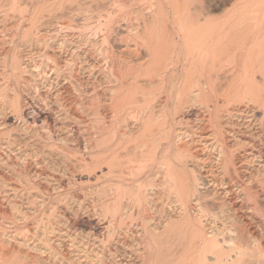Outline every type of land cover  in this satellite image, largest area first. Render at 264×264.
<instances>
[{"label": "bare ground", "instance_id": "6f19581e", "mask_svg": "<svg viewBox=\"0 0 264 264\" xmlns=\"http://www.w3.org/2000/svg\"><path fill=\"white\" fill-rule=\"evenodd\" d=\"M56 1L6 0L0 14L30 23ZM126 3L137 2L118 0L95 21L88 4L72 6L65 18L82 23H66L71 36L34 24L0 36L1 124L15 115L25 140L0 142L13 154L0 155V264H124L122 249L135 264H264V0L196 22L171 0L125 13ZM122 12L148 53L135 73L105 57ZM27 45L41 46L40 62L18 55ZM96 51L111 64L96 76L74 68ZM20 89L53 118L27 112ZM77 172H87L82 197ZM92 216L103 231L79 233Z\"/></svg>", "mask_w": 264, "mask_h": 264}, {"label": "rangeland", "instance_id": "374dc122", "mask_svg": "<svg viewBox=\"0 0 264 264\" xmlns=\"http://www.w3.org/2000/svg\"><path fill=\"white\" fill-rule=\"evenodd\" d=\"M46 1H48V2L50 1V3H52L51 1L54 2V0H46ZM57 1H60V0H57ZM75 1H76V3H74ZM113 1L114 0H102V1L101 0H96V1L95 0L94 1H92V0H86V1L85 0H80V2H79L78 0H74L72 2V0H61L60 1L61 4H60V7L58 8V10L57 9H55V10L53 9L52 10L53 14H52V12L51 13H46L47 16L44 15L45 17L41 18L40 20H36L35 19V20L31 21L30 23H29V21L27 22L24 19H21L20 18L21 15L19 13H17V12H13V13L10 12V13H7L6 15L1 13L0 14V32L1 31H3V32L0 33V36L2 37L5 33L6 34H10L12 31H14V29H16V27H19V28L25 27L26 28V27L29 26V24H34L35 27L40 26L38 28L42 29V30L43 29H51V30H54V32L56 31L55 33L57 34V38H55V39H58L59 37H61V35L68 34V33L71 36V33H75V32H74L73 29L67 28L66 25L68 24V25L74 26V25H79L80 23H82L80 15H73L72 16V20L68 19V18H65V17H68L69 15H72L71 14V12H73V7L72 6H74V9H75L81 3L88 4L87 6H90V9H91L90 11L93 12L92 15L94 16L97 13H100V12L102 13L103 9H105V13L107 11H111L112 8L118 4V0H115V2H113ZM142 1H144V0H141V1L140 0H136L137 3H135L133 5H130L129 3H128L129 5H128L126 3L125 7H123L124 12L125 13L130 12L131 11L130 9H132L131 12H136V11L138 12V10H139L138 8H139L140 3ZM177 1L178 0H171V2L173 4L172 6L175 8V10L181 12V11H183L184 7H186L185 5H187L185 10L186 11L189 10L188 11L189 12L188 13V17L190 16L189 19L192 20V22H194L193 20H195V22H196L198 20H202L205 16L206 17H210L211 16L212 18H215V17L219 18L224 13H228L229 11L230 12L233 11V9L237 10V11H241L242 8L244 7V1L245 0L244 1H242V0H183V2H182V0L181 1L179 0L180 5H179V2H177ZM236 1L238 2V4L236 3ZM38 2L39 1H34V5H32L30 7V9L28 10L29 12L25 14V17H30L31 16L29 13L32 14L33 8L38 6ZM175 2H177V3H175ZM189 2H191V3H189ZM6 3H7L6 0H0V5H4ZM20 3L24 5V4L27 3V0L26 1L25 0H20ZM94 4H95V6H94ZM177 4L179 5V9H177L178 6L176 7ZM66 6L69 7L68 8L69 10L66 9L67 8ZM97 6H99V7L97 8ZM237 7L238 8L240 7V8L238 9ZM70 8H72V9H70ZM123 14L124 13L122 12V14H120V17L115 20L114 25L112 26L114 31H113V33H111V35L108 38V41H107L108 45L105 44V49L107 50V54L105 55V57L110 54V57L113 58L112 62L116 66L117 71L119 73H121V74H127V73H131V72L135 73L136 70H137L138 64H141L142 62L146 63L148 61V53H147V49H146L145 45L142 46L141 44H139L135 40V38H133V36L130 33H128L127 28H126V23H125V21H123V18H124L122 16ZM191 14L193 16L194 15L195 16L191 17ZM58 15L59 16L61 15V16L59 17ZM197 15H199V16L197 17ZM94 18L95 19H93V21L96 20V16H94ZM192 18H194V19H192ZM38 22H40V23L42 22V23L38 24ZM65 29L67 31H65ZM99 34H100V32L97 33L96 35L92 36L93 37L92 39L93 40H99L100 39V35ZM45 35H46V33H44V34L42 33V34H40L39 37H44ZM49 35H51L52 37L55 36L53 33H51ZM153 43H154V41L152 40L151 41V46H153L155 44V43L154 44ZM5 47H8V46H5ZM56 47L57 46H53L52 45V48H50L48 50L49 55H53L54 54V51H56V49H55ZM154 48H157V45ZM16 49L18 50V51L16 50L18 55L20 57H23L24 60L28 62V64H34V63L40 62L39 61V54H40L41 46H39V45H27V46H19ZM36 50H38V51H36ZM96 50H97V48H96ZM92 51L94 52V50H92ZM93 52L90 53V56H86V55L85 56L84 55L81 56L80 55V59H77L74 62V68L75 69L76 68H80V67L82 68V66H84V69H83L84 71L81 70V72L85 76L88 73H90L91 75H95L96 76L97 73L101 72V70L105 69V67H107L108 65L111 64L110 60L104 59L100 52H97V51H96L97 53L96 52L93 53ZM146 55H147V57H146ZM164 55H165L164 57L166 59L167 55L165 53H164ZM67 56H69V55H67ZM31 58H33V59H31ZM63 58H64V56H63ZM32 60H33V63H32ZM119 60L120 61L122 60V63H119ZM127 61H129V62H127ZM87 64L90 66L88 69H87V67H88ZM133 67H134V69H133ZM154 71H160V70L157 69V70H154ZM0 80H1V76H0ZM20 93H21L22 101H23V103H25V105L27 107L26 108L27 112H29V113L37 112L39 115H47L48 114L49 116H51V118H53V115H50L48 112L46 113V110L42 109L43 106H42V104L40 102H39V104L34 103L31 100V98L27 95V93L24 92L21 89H20ZM41 93H42V91H41ZM68 96L69 95H66L67 98L71 97V96H69V97ZM68 102H70V101H68ZM0 107H3V106H0ZM51 107H52V110H54L55 113L58 112V111H56V107H55L54 104H52ZM94 108L95 107L92 106L91 109L93 110ZM73 109H74V107L71 106L70 107V113H72V115L77 116V117L79 116V118L81 117V121L82 122H86L88 120V118H86V114H84L85 115V117H84V115L80 114L79 112H76ZM6 112L8 113L9 110H6ZM40 113H43V114H40ZM11 115H14V114L11 113ZM56 115L58 116V114H56ZM59 116H60V114H59ZM61 116H60V118H62ZM29 117H31V114H29ZM16 118L17 117H15V115L11 116V119L6 121V125H2L1 124L2 123V118L0 117V124H1L0 125V129H1L0 130V142L3 141L2 138L6 137L9 140L14 141L18 148H24L25 140H24V137L22 136L23 133L17 129L19 127V125H20L19 124L20 121L18 119H16ZM71 126H72L71 129H72L73 134L76 137H78L79 140H81L82 136L80 134H78V135L76 134L77 130H76L75 124H72ZM0 150H1L0 155L5 156L6 153H8L11 156H13V154L10 153L8 151V149H6L5 147H0ZM86 175H87V172H83V173L77 172L75 174V177L73 178V181L75 183V186H74L75 189L74 190L78 194V196H80V197H82V190L81 189L88 184ZM84 202L86 204H88V205L92 204L91 199L88 198V197H86L84 199ZM89 218L90 217H88V218L82 217V218H80L81 220L79 219L80 221H79L78 225H79L80 228H79L78 232L79 233H83L84 232L83 234L90 233V232L98 234V233L102 232L103 230H101V228H104L105 220L101 221L103 218H99L97 216H92L91 217L92 219L90 218L91 220ZM98 219H100V220H98ZM93 222H96V224L94 223L95 226L93 225ZM97 222L100 225L99 227H98ZM89 223H91L92 225L89 224ZM94 227L97 229V231H96V229ZM111 250H113V249H111ZM123 251H124V253H123ZM126 251L123 250V249L120 250V253L122 254L121 259L123 260V263L124 264H135V263H133V261H134L133 253L130 252L128 249H126Z\"/></svg>", "mask_w": 264, "mask_h": 264}]
</instances>
